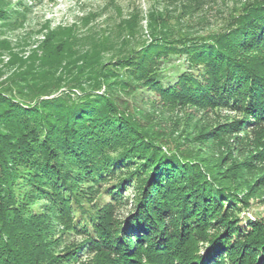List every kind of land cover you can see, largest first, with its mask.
I'll list each match as a JSON object with an SVG mask.
<instances>
[{
    "label": "trees",
    "instance_id": "16d2710c",
    "mask_svg": "<svg viewBox=\"0 0 264 264\" xmlns=\"http://www.w3.org/2000/svg\"><path fill=\"white\" fill-rule=\"evenodd\" d=\"M57 31L31 57L26 99L0 93V264H264V0L117 60L169 106L232 114L195 126L189 148L106 94L74 95L78 81L39 84L75 52Z\"/></svg>",
    "mask_w": 264,
    "mask_h": 264
},
{
    "label": "rangeland",
    "instance_id": "374dc122",
    "mask_svg": "<svg viewBox=\"0 0 264 264\" xmlns=\"http://www.w3.org/2000/svg\"><path fill=\"white\" fill-rule=\"evenodd\" d=\"M2 1L8 7L10 19L0 20V93L17 100L26 99L29 79L36 78L32 72L38 63L31 57L42 53L45 36L57 29L55 36L72 39L70 45L75 52L51 70L52 77L37 79L39 84L58 85L52 95L62 89L70 90L67 83L78 81L81 89L73 88L74 95H83L89 90L108 95L119 109L137 112L149 128L162 133L170 141L171 149L190 147L195 141V126L207 129L214 124L212 121H222L229 114L218 109L202 112L188 106H169L142 85L129 86L123 79L129 83L131 80L117 60L145 48L152 41V34L162 32L171 39L185 34L206 36L221 29L231 15L253 0ZM60 28L65 31L59 32ZM85 51L97 54L84 58ZM90 63L98 64L91 66ZM197 142L194 144L198 145ZM218 151L221 150L218 148L214 155L223 157L224 153L217 154ZM29 206L32 212L39 211L37 203ZM125 211V208L119 209L120 213ZM244 212L252 217L251 208ZM241 226H245V221Z\"/></svg>",
    "mask_w": 264,
    "mask_h": 264
}]
</instances>
